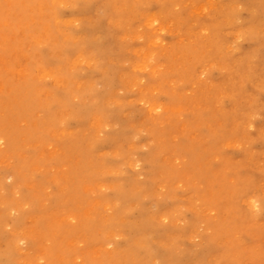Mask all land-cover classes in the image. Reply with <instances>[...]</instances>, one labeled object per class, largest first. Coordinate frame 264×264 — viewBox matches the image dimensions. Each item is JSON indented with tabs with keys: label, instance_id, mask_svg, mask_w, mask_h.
Wrapping results in <instances>:
<instances>
[{
	"label": "rangeland",
	"instance_id": "obj_1",
	"mask_svg": "<svg viewBox=\"0 0 264 264\" xmlns=\"http://www.w3.org/2000/svg\"><path fill=\"white\" fill-rule=\"evenodd\" d=\"M260 5L0 0V263L64 264L70 254L72 264H118L143 217L173 264H264L252 254L264 255ZM75 137L90 158L72 150ZM224 169L242 177L236 201L252 227L220 237L208 222L222 229L231 214L196 189L206 196V179Z\"/></svg>",
	"mask_w": 264,
	"mask_h": 264
},
{
	"label": "bare ground",
	"instance_id": "obj_2",
	"mask_svg": "<svg viewBox=\"0 0 264 264\" xmlns=\"http://www.w3.org/2000/svg\"><path fill=\"white\" fill-rule=\"evenodd\" d=\"M245 2L248 6H252L253 3L259 2L261 5L257 7V9L260 8V10L257 11V15L264 16V0H245ZM73 61L76 62L77 58H74ZM68 101H69V98L67 99L66 102ZM102 103H103V100L101 98L99 97L96 98L95 104H102ZM47 111L50 112L51 108L49 107ZM52 117L54 118L53 115ZM56 124L59 125L57 121H55L54 125ZM122 136H123V131L121 129L115 131L114 136H112L115 142V145L118 143V140H120V137ZM181 139L183 140V142L180 144V146H187L188 150L191 152V155H194L195 157H197L196 154H198L199 152L198 146L194 143H189L186 136H183ZM85 146L86 145H84V142L80 139V137H75L72 142L71 148L72 150L78 153L84 154L85 158H90L92 153L89 151H86ZM13 147H10V148H13ZM83 167L87 169L92 168V167H87L85 164ZM170 173L174 175L175 172L171 171ZM175 175H178V174L175 173ZM241 175H243V173H241ZM227 176L228 175L226 174V169H224L219 172V175H216V180H218L219 183H216L215 178L212 176H210L209 178H213V179H206V182L204 184L206 186V192H208L206 196H203L204 192L202 190L196 189V192L199 194V196L203 198H206V197L208 198L206 201L208 206L210 207L212 206L213 208L215 207L218 208V210L223 214H226V213L231 214L229 219L226 218L225 220L222 221V222L227 223L225 227L222 229H220V223L222 219H216V220L208 222V226L210 230L215 232L217 235H220V237L224 236V233L233 235L235 233H238L241 230L250 229L252 227L251 223L249 221H246L247 218H250V217L238 207L237 201H236L238 194L241 193L240 192L241 189L244 188L242 177L240 176V174L237 175L236 173V177L234 176L231 180H228ZM188 178H191V176H188ZM132 180L134 179L131 177H127V178H124L123 183L130 182ZM233 181L235 182V184L230 183ZM229 183L231 184V187H227L225 189L226 187L225 185H228ZM134 185H139V183L135 182ZM116 193L118 196L117 199H119L120 201L125 200L123 198L125 195H127V191L123 184H121L116 189ZM217 202L221 203L219 207L217 206ZM124 209L125 208L118 209V210H120V213H121ZM233 209H236V211L239 214L233 211ZM234 214H236V217ZM117 216L118 215L113 216L110 219L111 221H113V223H111L112 225L116 224ZM155 223L157 222L153 218L144 219L143 217H140L134 222L133 225H130L128 227L129 229L132 228V230L134 231L135 241L137 242L136 244L130 247L124 246L118 249L119 251H123V254H121L116 259L118 264H149L150 259L152 257L157 258L159 261H161L162 264H173L174 263L173 250L168 241H166L165 244L160 248L161 251L156 248L157 245H156L155 239L151 236V234L159 232L160 229L156 228ZM152 228H154L155 230H153ZM84 229H85V235L87 236L88 239L91 240L92 229L90 225H86ZM261 229L264 230V226H262ZM146 232L150 233V235L147 236ZM216 234H215V237L219 238ZM57 245H58V249H61L62 246L59 242H57ZM252 254L254 255V259L256 261H259V262L264 261V255L261 254L259 251H252ZM71 262H72L71 255L67 254L64 264H72ZM0 264H9V263L4 261V256H3ZM86 264H94V262L87 261ZM104 264H111V263L107 262ZM194 264H205L204 257L199 256L194 262Z\"/></svg>",
	"mask_w": 264,
	"mask_h": 264
}]
</instances>
